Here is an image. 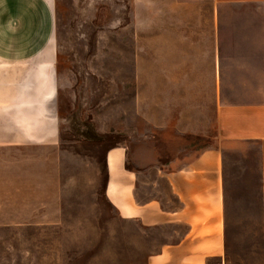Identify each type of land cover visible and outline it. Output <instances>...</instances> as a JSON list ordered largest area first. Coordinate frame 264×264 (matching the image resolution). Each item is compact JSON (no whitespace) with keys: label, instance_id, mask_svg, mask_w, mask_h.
Wrapping results in <instances>:
<instances>
[{"label":"rangeland","instance_id":"obj_1","mask_svg":"<svg viewBox=\"0 0 264 264\" xmlns=\"http://www.w3.org/2000/svg\"><path fill=\"white\" fill-rule=\"evenodd\" d=\"M57 7L60 140L0 157V173L12 163L20 182L16 198L27 205L0 210L14 221L0 225V264H146L171 229H146L117 213L104 193L106 153L145 132L160 142L145 116L158 118L161 82L171 74L160 70L171 62L195 66L173 74L194 79L196 104L186 105L212 112L214 134L218 100L260 101L262 9L253 2L217 7L213 0H57ZM183 35L198 46L187 47ZM187 89L179 91L186 96ZM210 133L169 142L167 155L217 145ZM146 153L139 148L129 166ZM224 160L228 264H263L260 143H233Z\"/></svg>","mask_w":264,"mask_h":264},{"label":"crops","instance_id":"obj_2","mask_svg":"<svg viewBox=\"0 0 264 264\" xmlns=\"http://www.w3.org/2000/svg\"><path fill=\"white\" fill-rule=\"evenodd\" d=\"M246 2L258 4L264 20V0H213L217 7ZM57 12V0H0V157L4 159L23 150L38 152L59 143ZM262 36L264 62V21ZM182 39L191 49L199 44L186 35ZM169 65L160 70L171 74L161 82L158 118L154 121L145 116L151 127L149 133L155 129L162 139L153 144V136L145 132L127 144L111 147L105 156V196L124 219H134L146 229L170 227V240L150 254L146 264H228L224 148L258 141L264 264V75L260 101H217L214 134L212 112L203 113L196 105H186L196 104L194 79L180 81L173 74L183 68L193 72L195 66ZM184 85L188 88L186 96L179 91ZM208 128L210 139H216L217 145L194 148L190 156L167 155L169 142L176 146L183 139L207 136ZM139 148L146 149L141 160L144 163L132 159L133 166H129L130 155ZM10 164L6 162L0 173L1 211L27 206L16 198L20 182ZM13 222L0 216V225Z\"/></svg>","mask_w":264,"mask_h":264}]
</instances>
